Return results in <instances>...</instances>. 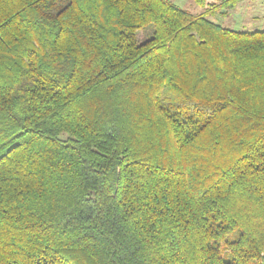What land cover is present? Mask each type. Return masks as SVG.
Listing matches in <instances>:
<instances>
[{"label": "trees", "instance_id": "obj_1", "mask_svg": "<svg viewBox=\"0 0 264 264\" xmlns=\"http://www.w3.org/2000/svg\"><path fill=\"white\" fill-rule=\"evenodd\" d=\"M195 1L0 0V264H264V29Z\"/></svg>", "mask_w": 264, "mask_h": 264}, {"label": "rangeland", "instance_id": "obj_2", "mask_svg": "<svg viewBox=\"0 0 264 264\" xmlns=\"http://www.w3.org/2000/svg\"><path fill=\"white\" fill-rule=\"evenodd\" d=\"M179 7L188 10L194 14L204 13L207 9L200 5L195 0H170ZM218 2V1H217ZM213 3V2H212ZM260 2L254 10H246L245 8L231 11L228 17L210 15V18L219 23L226 24L230 28L237 30H263L264 29V6ZM256 12V13H255ZM251 14V15H250ZM253 16V17H251ZM143 33H140V38L143 39Z\"/></svg>", "mask_w": 264, "mask_h": 264}, {"label": "crops", "instance_id": "obj_3", "mask_svg": "<svg viewBox=\"0 0 264 264\" xmlns=\"http://www.w3.org/2000/svg\"><path fill=\"white\" fill-rule=\"evenodd\" d=\"M207 2H220V1H222V0H206ZM260 2H262L261 4H263V6H264V0H243V1H241L238 5H237V7H239V9H243V8H245L246 10L248 9V10H254L256 7H258L257 5L260 3ZM237 7L234 9V10H236L237 9ZM256 13V12H255ZM251 15V14H250ZM251 17H253V16H251Z\"/></svg>", "mask_w": 264, "mask_h": 264}]
</instances>
